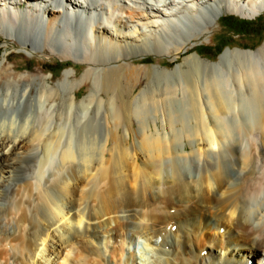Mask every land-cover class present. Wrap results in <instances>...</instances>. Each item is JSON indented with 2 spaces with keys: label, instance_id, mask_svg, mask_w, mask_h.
Listing matches in <instances>:
<instances>
[{
  "label": "bare ground",
  "instance_id": "bare-ground-1",
  "mask_svg": "<svg viewBox=\"0 0 264 264\" xmlns=\"http://www.w3.org/2000/svg\"><path fill=\"white\" fill-rule=\"evenodd\" d=\"M263 12L0 0L6 39L86 65L54 82L0 59V264H264V47H197L225 13Z\"/></svg>",
  "mask_w": 264,
  "mask_h": 264
},
{
  "label": "rangeland",
  "instance_id": "rangeland-1",
  "mask_svg": "<svg viewBox=\"0 0 264 264\" xmlns=\"http://www.w3.org/2000/svg\"><path fill=\"white\" fill-rule=\"evenodd\" d=\"M212 31L209 41L197 43V47L204 58L217 61L220 54L228 47L257 50L264 47V12L256 18H245L233 13H225ZM205 48H209L210 52L205 53ZM5 51L10 53L8 64L16 66L18 73H30L40 76L47 75L54 82L62 78L66 69L76 67L77 76L80 77L86 68L85 64L75 63L72 60H62L52 53L28 55V53L20 49V46L15 40L6 39L3 34H0V59L3 57ZM149 57L154 58V61L150 62L151 66L153 64L158 65L163 60L166 64H169L166 65V67H169L168 69H173L178 63L183 62L185 54H181L175 60L166 55L153 54ZM45 63H47L45 66L42 65ZM52 72H54V76ZM139 90L140 87L136 91ZM89 91V86H83L78 91V100L89 94ZM139 243L140 246H133V249L140 250L143 248V240H140Z\"/></svg>",
  "mask_w": 264,
  "mask_h": 264
},
{
  "label": "trees",
  "instance_id": "trees-1",
  "mask_svg": "<svg viewBox=\"0 0 264 264\" xmlns=\"http://www.w3.org/2000/svg\"><path fill=\"white\" fill-rule=\"evenodd\" d=\"M198 50H199V48H198ZM199 52H200V50H199ZM204 52H205V53H209V52H210L209 48H205ZM46 64H47V63H45V64H42V65H44V66H45ZM53 73H54V72H53Z\"/></svg>",
  "mask_w": 264,
  "mask_h": 264
}]
</instances>
